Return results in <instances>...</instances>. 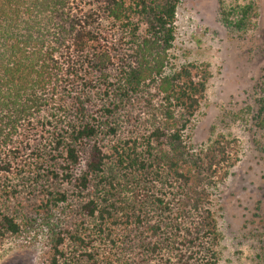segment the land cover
Masks as SVG:
<instances>
[{
    "label": "trees",
    "instance_id": "1",
    "mask_svg": "<svg viewBox=\"0 0 264 264\" xmlns=\"http://www.w3.org/2000/svg\"><path fill=\"white\" fill-rule=\"evenodd\" d=\"M181 1L0 0V248L43 234V264H220L213 194L238 146L190 143L211 75L174 62ZM220 6L238 31L256 16Z\"/></svg>",
    "mask_w": 264,
    "mask_h": 264
},
{
    "label": "rangeland",
    "instance_id": "2",
    "mask_svg": "<svg viewBox=\"0 0 264 264\" xmlns=\"http://www.w3.org/2000/svg\"><path fill=\"white\" fill-rule=\"evenodd\" d=\"M219 1L226 11L251 4L256 16L246 29L228 28L220 20ZM171 52L177 65L206 64L211 75L190 132L191 145L197 148L221 135L238 146L235 166L213 194L220 264H264V115L259 112L264 0H182ZM28 239L31 234L24 233L4 240L0 264H43V234L33 244Z\"/></svg>",
    "mask_w": 264,
    "mask_h": 264
}]
</instances>
